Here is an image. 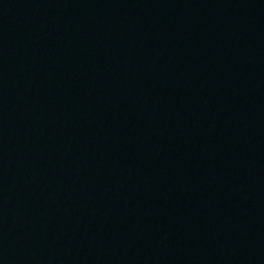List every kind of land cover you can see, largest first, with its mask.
Returning a JSON list of instances; mask_svg holds the SVG:
<instances>
[{
	"label": "water",
	"instance_id": "water-1",
	"mask_svg": "<svg viewBox=\"0 0 264 264\" xmlns=\"http://www.w3.org/2000/svg\"><path fill=\"white\" fill-rule=\"evenodd\" d=\"M0 264H264V0H0Z\"/></svg>",
	"mask_w": 264,
	"mask_h": 264
}]
</instances>
